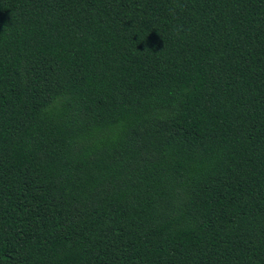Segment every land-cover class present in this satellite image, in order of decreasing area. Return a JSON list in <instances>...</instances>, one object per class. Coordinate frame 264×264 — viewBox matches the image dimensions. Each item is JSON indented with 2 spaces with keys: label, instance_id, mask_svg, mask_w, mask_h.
Masks as SVG:
<instances>
[{
  "label": "trees",
  "instance_id": "trees-1",
  "mask_svg": "<svg viewBox=\"0 0 264 264\" xmlns=\"http://www.w3.org/2000/svg\"><path fill=\"white\" fill-rule=\"evenodd\" d=\"M0 264H264V0H0Z\"/></svg>",
  "mask_w": 264,
  "mask_h": 264
}]
</instances>
